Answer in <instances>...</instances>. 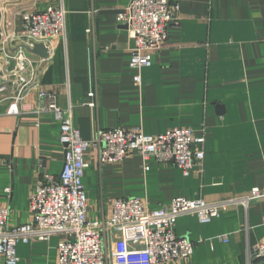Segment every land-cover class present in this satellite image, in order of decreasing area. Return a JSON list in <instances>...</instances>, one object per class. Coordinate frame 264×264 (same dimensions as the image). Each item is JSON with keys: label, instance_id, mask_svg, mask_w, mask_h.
<instances>
[{"label": "crops", "instance_id": "obj_1", "mask_svg": "<svg viewBox=\"0 0 264 264\" xmlns=\"http://www.w3.org/2000/svg\"><path fill=\"white\" fill-rule=\"evenodd\" d=\"M59 1L0 0V40L3 18L13 23L11 36L18 40L22 12ZM171 1L179 4L175 20L151 65L140 71L139 84L129 65L133 40L115 18L130 0H61L64 38L38 43L47 49L45 56L22 48L34 62L36 85L17 102L18 114L9 112L8 90L9 98L0 101V206L9 207V226L30 220V193L43 174L57 177L64 161L58 119L51 111L37 113L40 90L52 93L58 106L70 102L84 140L109 128H140L152 135L178 127L195 134L206 130L205 157L188 173L154 160L144 171L135 152L101 164L95 148L86 151L89 219L108 218L115 198L139 197L156 209L180 196L215 202L252 188L264 193V0ZM8 68L0 55V83L10 76ZM263 215L264 197L205 221L181 215L175 231L194 242L193 252L161 264H245L264 239ZM60 238L17 243L16 264H57Z\"/></svg>", "mask_w": 264, "mask_h": 264}, {"label": "built area", "instance_id": "obj_2", "mask_svg": "<svg viewBox=\"0 0 264 264\" xmlns=\"http://www.w3.org/2000/svg\"><path fill=\"white\" fill-rule=\"evenodd\" d=\"M179 9L177 1L130 0L116 13L117 23L126 25L127 35L133 40L130 48V67L136 71L135 83H140V71L151 65L153 53L166 42L167 27L175 20ZM20 33L11 36L13 23L3 18L4 36L0 40V55L7 58L10 76L0 83V101L13 102L9 112L18 114L28 87L36 85L32 59L22 48L54 37L65 36V10L61 0L36 11L21 13ZM22 41L19 42V40ZM13 46V48H11ZM16 48V49H15ZM39 111H51L60 124L58 140L63 148V165L57 177L45 173L34 192L30 193L28 210L30 220L9 226L8 206H0V258L3 264L18 261L17 243L30 238L49 239L61 235L57 241V264H161L188 258L194 249L185 235H177L176 220L184 214H195L199 220L214 218L233 205L248 206L251 200L264 197L258 188L248 194L207 202L202 198H173L169 204L156 209L148 207L139 197L115 198L111 214L106 219H89L87 195L83 186L84 169L89 162L86 151L95 148L99 163L119 162L133 152L141 156L142 169L149 168L151 160L171 162L182 172L200 164L204 159L206 130L196 133L190 127L168 129L160 134H146L140 128L97 129L90 140L81 138L73 124V106L55 103L52 93L40 90ZM5 194L10 187L5 188ZM264 225V215L261 218ZM264 261V239L248 255L245 264Z\"/></svg>", "mask_w": 264, "mask_h": 264}, {"label": "water", "instance_id": "obj_3", "mask_svg": "<svg viewBox=\"0 0 264 264\" xmlns=\"http://www.w3.org/2000/svg\"><path fill=\"white\" fill-rule=\"evenodd\" d=\"M30 52L36 53V54H40L42 56H45L47 54V49L45 48V46L43 44H38L34 45L33 48L31 49H27Z\"/></svg>", "mask_w": 264, "mask_h": 264}]
</instances>
